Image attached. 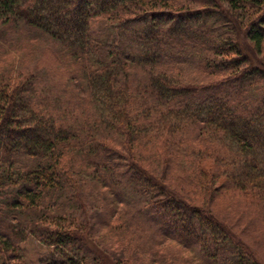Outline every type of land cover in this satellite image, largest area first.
Segmentation results:
<instances>
[{
	"label": "trees",
	"instance_id": "16d2710c",
	"mask_svg": "<svg viewBox=\"0 0 264 264\" xmlns=\"http://www.w3.org/2000/svg\"><path fill=\"white\" fill-rule=\"evenodd\" d=\"M3 26L60 47L71 95L0 59V264L29 238L48 264H264V0H0ZM66 189L103 208L111 255L52 214Z\"/></svg>",
	"mask_w": 264,
	"mask_h": 264
},
{
	"label": "rangeland",
	"instance_id": "374dc122",
	"mask_svg": "<svg viewBox=\"0 0 264 264\" xmlns=\"http://www.w3.org/2000/svg\"><path fill=\"white\" fill-rule=\"evenodd\" d=\"M97 27V23H95L94 28ZM10 28L0 29V59L5 53H9L12 50L17 51L18 59L13 63L14 70L16 74L23 75L27 73H35V74H43L39 79L40 87H45L48 89H52L50 91V95L57 94L60 99H68L71 95L70 87L67 86V90L69 93L63 92L65 86L63 81L60 79L58 75L52 74L51 67L55 63L60 47L56 45V43H52L48 39L42 36L37 35H28L21 32L16 34L14 39L10 40ZM6 51V52H5ZM258 56H261L264 61V44L262 46V51ZM256 59V58H255ZM12 61L13 56L7 55L3 61L0 63H5L6 61ZM256 62L258 60L256 59ZM15 76V75H13ZM72 90V89H71ZM64 93V94H63ZM67 108V107H65ZM69 108H72V106ZM85 110V109H84ZM83 110H79V108L75 109L72 112V115L80 116ZM92 119H90L91 121ZM189 131H186V135L189 136ZM115 143H112L114 145ZM205 162L202 164V167L205 169L210 166L211 161L208 158H205ZM87 193V190H84ZM81 198L80 194H76V192L72 189H66L63 193L60 194L57 198L56 204L51 209L52 214L60 215L62 222H69L71 225H87L90 223L92 229L90 230L89 235L96 241L99 248L103 249L105 253L112 254L113 252V239L109 234L108 228L102 224L101 219L103 217L102 207L86 205L81 206V202L79 199ZM190 199L193 202L197 203L202 200V197L198 192L191 194ZM212 207L216 213L219 215L225 216L226 220L233 223L235 219H238L239 210L233 211V208L228 206V200L225 198L214 199L212 202ZM248 211H244L242 220L238 221L237 224H244L248 219ZM227 216H230L227 219ZM58 220V219H57ZM259 228L255 230L246 231V238L253 244V247L257 250L259 257L264 261V237L262 238L256 232ZM89 231V230H88ZM23 249L25 252V260L29 264H48L50 262V257L52 253V248L48 246H44L37 242L33 238L27 239L23 244Z\"/></svg>",
	"mask_w": 264,
	"mask_h": 264
}]
</instances>
